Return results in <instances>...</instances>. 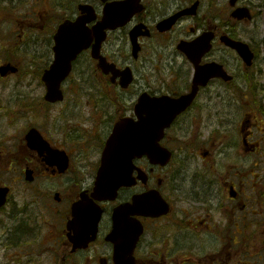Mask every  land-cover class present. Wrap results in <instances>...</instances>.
Masks as SVG:
<instances>
[{
  "label": "flooded vegetation",
  "instance_id": "obj_1",
  "mask_svg": "<svg viewBox=\"0 0 264 264\" xmlns=\"http://www.w3.org/2000/svg\"><path fill=\"white\" fill-rule=\"evenodd\" d=\"M143 4L146 9L140 19L136 18L138 23L145 22L144 14L155 8L171 15L192 2L143 0ZM201 28L196 21L188 30ZM182 119L172 125L161 142L172 150L174 163L163 168L151 165L146 158L138 159L136 186L120 193V203L139 196L138 211L128 214L126 209L114 217L119 202L104 207L96 241L85 249H74L70 242V209L57 212L59 225L47 213L19 215L13 232L39 250V257L44 254L45 264H128L122 259L132 253L117 246L120 239L116 242L108 237L115 230L116 220L128 223L131 217L142 227L134 264H264V174L254 177L252 152L260 144L251 142L253 131L249 128L256 125L247 118L240 129L243 135L232 145L233 163L219 165L208 149L215 144L211 128L203 127L195 117ZM198 153L207 162L187 167ZM43 171L50 172L39 163L34 176ZM151 191L160 193L165 203H154L159 209L146 215L144 200L149 198L144 195Z\"/></svg>",
  "mask_w": 264,
  "mask_h": 264
},
{
  "label": "rangeland",
  "instance_id": "obj_2",
  "mask_svg": "<svg viewBox=\"0 0 264 264\" xmlns=\"http://www.w3.org/2000/svg\"><path fill=\"white\" fill-rule=\"evenodd\" d=\"M85 1V0H83ZM40 0H0V15L4 10L2 8H7V14L3 16L0 20V64L5 61H15L16 57L22 58L23 66L33 69H41L51 63L53 59V54L51 52L52 44L49 42L51 34L43 29L41 31L38 27V19L32 18L29 21L19 20L15 24L11 21L13 17L18 16L22 13V16L30 12L34 6ZM49 7H51L59 15H67L75 17L77 13L76 5L78 4L77 0H48ZM218 5V10L216 12H211L210 16H217L218 19L212 21L217 24H224V29L233 32L236 34L239 39L248 42L253 50L256 52V61L254 69L251 74L245 72V68L242 67V62L237 57V55L232 51H229L225 46L221 44H216V49L209 56L211 59H217L218 61L224 63L227 68H229L232 74H235L238 77V87L242 91V97L235 94L232 90L225 89L224 86H220L219 82H214L212 91L213 98L210 112L212 113V119L214 126L211 129H216L221 131L223 126L220 123L224 121H237L240 119L246 111L250 110L248 99L251 97L252 102L254 103V97L259 92V98L262 101V106H264V0H243L242 5L247 6L253 11L254 19L251 22H246L239 24L238 26L235 23H232L228 16H230V8L228 0H216ZM33 11V10H32ZM205 11V8H204ZM203 11V14L205 12ZM206 15V14H205ZM210 22V20H209ZM34 25L33 30L28 31L27 35L24 27ZM124 32V31H122ZM120 32V33H122ZM25 36V37H24ZM121 38V37H120ZM120 38H116L117 44L116 48H110L108 51L120 55L121 43ZM157 39L145 41V47L143 54L141 56V61L136 63L138 65L137 77L141 80V87L145 89V83L143 81L144 77L148 78V82L155 85V78L162 76L165 79L175 77V72L180 71L182 76V81L184 75L187 74L188 68L190 65L185 63L186 59L183 58L182 54H179L177 48L174 47L172 43H167L165 46H160L156 43ZM163 41V40H162ZM19 42L20 46L17 49L16 45ZM91 59L89 57H83L80 63L77 65V70L75 74L74 81H77L80 78V73L84 72L85 74L91 71ZM83 64V65H82ZM172 64V65H171ZM82 65V66H81ZM245 73V74H244ZM179 75V74H178ZM241 76L243 80L245 77L247 79L256 80L260 87L250 86L249 88L243 84V81L240 80ZM89 79V77H86ZM242 79V78H241ZM180 81V80H179ZM181 82V81H180ZM179 82V83H180ZM180 87H184V81L181 82ZM85 92H94L91 85L84 86ZM159 88V87H158ZM251 90V94L249 91ZM46 88L40 84V79L36 74L33 76H27L26 79L22 80L20 77H8L7 79L0 78V183L2 184H18L21 185L25 182V177L23 174L24 163H30L31 166L37 165L36 154L30 152L28 149L24 150V144L21 141V138L25 135V131L29 127H37L41 132L44 133L46 138L51 140V142L59 143H71L78 146L77 143L68 142L69 136H71L73 131H66V127H73L75 121L69 119L67 116L68 109H78V112L85 118L88 117L90 111L86 108H94L93 104L87 106V99L82 97V89L78 86H74L71 83L65 84V95L66 101L60 104H57L53 107H48L41 103L43 96L45 95ZM237 92H239L237 90ZM128 99V98H127ZM223 101L226 102V107L224 108ZM252 103V104H253ZM259 105L256 103L254 106V111L259 110ZM214 106V107H212ZM86 107V108H84ZM252 111V112H254ZM205 110L204 114H207ZM255 114V112H254ZM251 114V115H254ZM255 116V115H254ZM264 120V117H263ZM253 121L255 118L253 117ZM259 126L264 125V122L259 120ZM94 134H97L99 131L98 126L90 124L85 128L90 129ZM264 130V127H263ZM264 131L259 132V127L256 129V137H264ZM84 137L85 144L82 146L81 150H78V153L75 154V162H78L80 158V153L88 151L92 148L97 151L96 141H93V135L91 132H82ZM227 136L228 141H232L236 138V135L232 132ZM9 148L13 149L18 153L19 156L23 158L18 159L15 156L13 157L15 162H13L14 168H10L11 156H9L6 150ZM19 148H22L21 150ZM262 149V147L260 148ZM94 153L92 155L93 159L95 158ZM263 154V155H262ZM98 156V154H97ZM264 158V153L259 154ZM259 156L254 157L255 159ZM260 158V160H262ZM9 160V161H8ZM262 169L264 164H262ZM85 169L83 170V172ZM77 175V174H76ZM79 179V184H82L80 181V175H77ZM42 188L39 190L38 196H42V200L39 201V213L51 212L56 210L65 209L62 205H57L54 203L53 195L56 192L63 191V197L67 201V198L72 193L74 186L72 183H66L64 181L55 182L53 180L42 181ZM92 179L88 180L85 184L91 183ZM19 188V187H18ZM71 189V190H69ZM19 190H22L19 188ZM69 198V197H68ZM36 204H29L28 208L36 209ZM55 208V209H54ZM56 213V212H55ZM58 223L59 220L56 218L52 219ZM1 221V219H0ZM12 225V222L9 223V227ZM1 235V234H0ZM2 247L0 246V251ZM5 257L3 253H0V264H5Z\"/></svg>",
  "mask_w": 264,
  "mask_h": 264
},
{
  "label": "water",
  "instance_id": "obj_3",
  "mask_svg": "<svg viewBox=\"0 0 264 264\" xmlns=\"http://www.w3.org/2000/svg\"><path fill=\"white\" fill-rule=\"evenodd\" d=\"M134 0H128L126 2H122L119 4H108L107 8L104 12V20L100 25H97V27L93 29H89L86 25L87 23L93 21L95 18L94 10L92 7H89L88 5L80 6L79 8L82 11L81 16L78 18V20L75 23L66 22L63 26L59 29V33L57 36V48L56 52L58 53V61L57 64H55V67L52 70V73L48 76V85H49V92L46 95V98L50 101L55 102L57 99H61V93L59 88L57 87V84L51 83L52 80L55 78L56 75H66L68 71L70 70V62L74 60L77 57V54L80 53L81 50L86 49L92 42V39L95 38L97 41V44L94 46L93 49V55L95 58H100V44L103 41V38L105 37V28H116L117 26H120L123 22H126L128 19L127 13L128 11V5ZM232 4L236 3V0H231ZM190 12L194 13L195 9H192ZM186 13V12H185ZM183 13L177 14L175 17L164 21L162 23V30L169 29L172 27V25L175 23V20L182 16ZM233 16L239 20L242 19H251V14L248 12L247 9L241 8L235 11ZM137 34L132 33V39L136 40ZM214 35L212 33L205 34L202 37H200L197 41L182 44L178 48H180L182 51L186 53V55L195 62L196 65L199 64V61L202 59L201 57L211 49V40L213 39ZM222 41L229 47L235 49L239 56L245 61L247 66H251L254 60V55L250 49V46L244 43L243 41H235L230 39L229 37H223ZM101 60V66L104 69H109L108 67L104 66L105 63L102 58ZM198 73L196 75V83L197 84L202 83L206 85L211 79V77H220L224 78L225 80H232L230 77L226 76V72L224 71V68L222 66H218L215 63H212L210 65H206L203 67H197ZM11 70L15 71V69L12 66H2L0 69L1 74L5 76L7 73L11 72ZM62 73V74H61ZM196 92L193 91V94L189 97H183L181 99H178V101L168 100L167 104H170V107L167 110L163 111H157L153 112V115H163L162 119H160V126L164 127L165 123L167 121L171 120L176 114L179 113V111L185 109L187 105L190 104V101L193 97V95ZM164 102H161L162 104ZM144 106L143 104H141ZM166 115V117H164ZM123 125H119L116 128V133L114 135V139L112 141V144L109 145L108 151L111 150H117L120 157H125V155H129L131 152V148L133 147V139L131 136L132 129L130 128L129 124L126 122L122 123ZM27 140L30 145V147L33 150H38L40 154H48L47 162L51 165H58L60 166V169L62 171L65 170L63 165L65 164L67 166V158L65 155L56 153L53 151L48 143H45L39 132L36 130H31L30 133L27 135ZM108 157V156H107ZM100 177L96 182V190L94 196L100 201L105 200L107 198V191L104 189L103 182H104V176L102 173H100ZM32 172L27 171V178L28 180H32L33 178ZM120 184L125 183V178H122L119 180ZM7 189H0V206L3 205L5 202V193H7ZM113 194V192H112ZM98 208V205L90 204L88 200H86V197L83 198V201H80L79 203H76L73 205V209L76 215L83 216L85 214V211ZM99 215V212H98ZM99 219V218H98ZM98 222V221H97ZM97 222L94 225V229H91L88 227V231L85 230V235L78 239L75 238V243H83L85 236L90 235L89 232H92L93 234L96 233V225ZM135 244V243H134ZM133 246V245H132Z\"/></svg>",
  "mask_w": 264,
  "mask_h": 264
}]
</instances>
